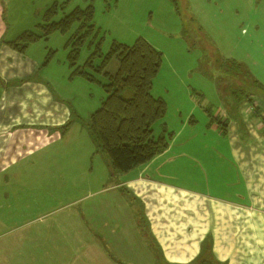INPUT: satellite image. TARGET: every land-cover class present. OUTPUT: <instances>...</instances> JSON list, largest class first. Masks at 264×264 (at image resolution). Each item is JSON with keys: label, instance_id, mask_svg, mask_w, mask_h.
Returning <instances> with one entry per match:
<instances>
[{"label": "crops", "instance_id": "obj_1", "mask_svg": "<svg viewBox=\"0 0 264 264\" xmlns=\"http://www.w3.org/2000/svg\"><path fill=\"white\" fill-rule=\"evenodd\" d=\"M11 1L0 0V264H264V0H117L133 5L122 23L133 26L136 40L162 55L161 41L198 52L213 46L241 68L230 75H243L259 92L225 93L223 108L214 77L197 71V82L213 93L166 90L172 106L154 97L167 113L153 134L169 137L168 147L114 177L67 98L91 102L97 87L70 79L71 35L53 34L23 53L10 49L6 43L20 35L2 40ZM188 71L176 76L183 82L195 70ZM216 100L222 108L214 116ZM73 142L86 149L73 152L76 145L66 147ZM55 144L53 158L35 159L32 170L41 161L42 170H27ZM61 187L91 193L59 204Z\"/></svg>", "mask_w": 264, "mask_h": 264}, {"label": "trees", "instance_id": "obj_2", "mask_svg": "<svg viewBox=\"0 0 264 264\" xmlns=\"http://www.w3.org/2000/svg\"><path fill=\"white\" fill-rule=\"evenodd\" d=\"M62 9V4L54 2L33 31L20 34L6 45L23 53L30 45L53 34H68L75 26L66 44L70 79L78 77L102 85L97 77L103 76L106 83L102 86L106 98L90 115L87 130L95 142L96 152L107 159L109 174L113 177L127 174L149 163L168 147L169 137L155 138L153 134L154 126L167 113L166 103L152 96L153 82L161 71L162 54L143 39H137L131 46L112 41L103 53L104 39L93 22L94 7L75 8L55 20ZM83 49L89 55L80 66ZM113 59L119 66L110 74L105 69Z\"/></svg>", "mask_w": 264, "mask_h": 264}, {"label": "rangeland", "instance_id": "obj_3", "mask_svg": "<svg viewBox=\"0 0 264 264\" xmlns=\"http://www.w3.org/2000/svg\"><path fill=\"white\" fill-rule=\"evenodd\" d=\"M56 2L58 4L63 5V9L58 12V15L56 16L55 20L61 19L63 16L69 14L72 10L75 8L83 9L87 7L89 4H91L94 7L95 15H94V26L96 29H99L100 31V37H103V45H102V52L106 53L109 49L110 44L112 41L118 42L120 44H123L125 46H131L134 41L136 40L135 33H133V26L131 24L129 27L127 25L123 26V15L124 13L127 14L130 10V12H134L133 5L130 8H127V6H124L123 4L119 7L117 0H12L9 3H4L5 7V13H4V21L8 27L7 34L3 36V41H9L16 38L18 35L26 30H30L32 28L35 29V26L37 24H40L42 21L43 16V8L47 7L49 8L52 6V4ZM46 5V6H45ZM113 6L110 10H106V6ZM119 7V9H118ZM45 10V9H44ZM109 11H112L111 13H108ZM115 11V12H114ZM124 12V13H123ZM127 12V13H126ZM137 13L138 12L136 10ZM162 15L165 16L163 12H161ZM142 21V19H140ZM129 22H133V19L129 20ZM155 21H153L154 24ZM131 27V28H130ZM159 28V31L164 30L163 27H157ZM75 30V26L73 29L67 34L68 36L71 35ZM141 31V30H140ZM163 60H162V66L161 71L159 73V76L155 79L153 82V92L152 96H163L165 94L166 90H187L189 92V95L194 92L195 95H197L198 88H202L203 92H205L207 95H211V93L207 92V84L198 83L197 80L200 79L199 74H197V71L199 72H207L206 75L214 77V83L213 86L217 87V91L220 93L223 92L224 99L221 102L223 108H226L227 102L226 100H229L227 98L228 96L225 93L232 92L238 96V93L244 96V94L249 95L250 93H253L252 91H257V87L253 86L251 84L252 81H250L248 78L239 76V77H233L230 75V68H233L237 73H242V70L239 66H231V63H228L224 61V57L220 52H217L213 46H210V50L207 51H195L194 47H192V44H182L176 43H163ZM54 48H58L57 44H52ZM190 47V50L186 49L187 47ZM61 53V52H60ZM59 53V54H60ZM201 54L204 55V58L202 59ZM89 52L86 49H83L80 56L79 64L82 66V64L85 62L86 57H88ZM60 56V55H59ZM210 58V59H209ZM199 61V62H198ZM118 61L116 59H113L109 62L108 66L105 69V72L114 74L118 70ZM185 70H189L188 73L190 74L193 70H195L191 75V77H187L186 79H183V82L179 80V78H182V76H176L177 73L185 75ZM176 72V73H175ZM197 74V75H196ZM97 77V76H96ZM97 79L100 81L102 85L90 83L92 85L97 86L95 91L92 93V100H89L91 102H82L77 98L75 101H72L69 97V103L75 108L77 111V119L80 123H84L85 121H89L90 114L96 111L98 107V97L99 95H102L106 98V95L102 89L103 84L105 83V80L103 76L97 77ZM1 86V85H0ZM99 89V90H98ZM243 94H241V92ZM2 87H0V97H1ZM255 93V92H254ZM171 94V93H170ZM166 100L169 101V103L172 106L171 98L166 97V95L163 96ZM209 100H211L212 97L207 96ZM176 104L178 103V98H172ZM6 100H10L9 97L6 98ZM93 103L95 104V107L93 106ZM212 105L209 107L211 110L212 115H216L219 111H221L222 106L217 103H214L211 101ZM75 111V112H76ZM74 116V115H73ZM73 122L76 123V119L73 117ZM82 120V121H81ZM77 126H74L72 130H70L69 139L74 140V138H71L73 135H75ZM93 145H95L94 140L92 139ZM76 145V146H75ZM75 146L74 151L75 153L81 154L82 149H86V146H78L77 143H69L66 147H72ZM96 148V147H95ZM60 150V147L58 144L53 145L49 149H46L42 151V154L39 153V156H35L33 158V162H29L26 164V168L28 171H31L34 167V165H37V161L35 162V159L39 157L42 161L46 159H51L54 157L55 154L58 153ZM42 161L39 163L38 168L32 170L31 172L36 171L38 173V170H42L41 165ZM98 161V160H96ZM94 168L96 170V164H94ZM83 177L79 176V181H82ZM88 189H82L79 188L76 191H71L72 189L69 188V190L64 191V187L60 189L61 193L59 196H61L60 200L58 197L56 198L57 203L61 204H67L71 201H79L83 198H86L89 196L91 192H88ZM95 191V190H94ZM68 192V193H67ZM93 192V191H92ZM57 196V194H56ZM20 197V195H19ZM32 198H36L35 195H31ZM89 198H86V201ZM59 203V204H60ZM18 218H14L16 220Z\"/></svg>", "mask_w": 264, "mask_h": 264}]
</instances>
